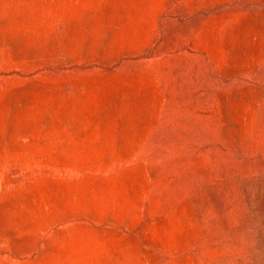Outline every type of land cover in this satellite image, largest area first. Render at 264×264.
<instances>
[{"label": "rangeland", "instance_id": "rangeland-1", "mask_svg": "<svg viewBox=\"0 0 264 264\" xmlns=\"http://www.w3.org/2000/svg\"><path fill=\"white\" fill-rule=\"evenodd\" d=\"M0 264H264V0H0Z\"/></svg>", "mask_w": 264, "mask_h": 264}]
</instances>
